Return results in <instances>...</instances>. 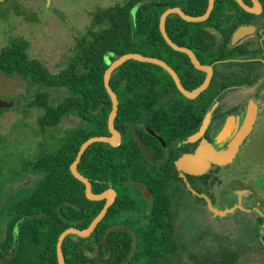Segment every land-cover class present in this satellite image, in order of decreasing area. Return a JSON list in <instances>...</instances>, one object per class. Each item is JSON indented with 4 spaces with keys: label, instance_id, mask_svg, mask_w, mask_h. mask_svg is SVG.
I'll list each match as a JSON object with an SVG mask.
<instances>
[{
    "label": "flooded vegetation",
    "instance_id": "1",
    "mask_svg": "<svg viewBox=\"0 0 264 264\" xmlns=\"http://www.w3.org/2000/svg\"><path fill=\"white\" fill-rule=\"evenodd\" d=\"M147 1L150 0H141V4ZM259 1L261 8H257L253 0H244L251 7L247 9L238 0H215L207 19L195 22L198 25H181L180 35H177L181 44H177L190 48L205 68L197 67L185 52L187 56H170V61H165L189 92L209 79L202 91L193 97L186 95L168 72L173 81L170 87L139 90V103L125 105V109H137L136 119H125L126 112L117 121V113L114 120L117 137L108 125L110 110L107 129L99 135L115 137L117 145L94 142L103 145H94L90 167L81 166L80 160L77 170L88 178L94 193L110 191L113 200L90 233L81 235L70 231L65 235L62 241L65 264H136L132 259L138 260V256L147 251L158 255L173 252L166 241H172L170 245L174 246L177 238H183L189 245L184 250L186 255L215 253L227 242L236 249L238 264H264V4ZM171 2L176 3L172 7H180L190 15L204 14L209 5L208 0L202 11L198 0ZM242 28L246 32L235 39L236 31ZM172 29L174 34L178 33V26ZM18 37H11L10 41ZM25 39L29 52L30 43ZM250 104L254 112L252 129L232 161L212 162L207 168L198 166L192 157L205 144L218 145L220 129L230 118L239 122ZM82 124L84 121L79 118L78 125L50 142L49 129L57 125L48 127L39 143L45 150L53 148L68 131ZM253 139L258 141V151L245 159L241 150ZM112 147L117 148V155L122 157L117 165L112 164ZM38 153L36 150L18 153L8 162L18 168L7 164L9 169L5 171L0 166V173L6 172L5 176L16 174L19 177L15 185L17 193L11 202L0 201L5 218V229L0 232V259L13 251L8 258L11 264H60V235L67 229H88L109 201L107 197H87L86 184L71 169L76 153L69 165L75 180L62 175L60 181L62 189L67 179L74 181L78 194L69 198L63 190L55 203L56 215L52 217L28 215L29 208L19 210L22 203L29 207L27 198L38 175L47 172L32 168ZM240 178L252 182L255 194L245 210L234 211L232 216L236 218L239 236L232 239L223 234L222 227L231 215L215 216L209 206L210 203L216 206L224 187L231 181L239 182ZM26 186L29 192L20 194ZM191 217L197 220L195 227L188 223ZM214 224L220 226L214 228ZM7 228L11 230V238H7ZM134 239L137 246L129 258ZM154 239L159 241L156 248L146 251L140 248L142 240ZM79 251L84 256L75 258ZM256 256L262 257L261 260Z\"/></svg>",
    "mask_w": 264,
    "mask_h": 264
},
{
    "label": "trees",
    "instance_id": "2",
    "mask_svg": "<svg viewBox=\"0 0 264 264\" xmlns=\"http://www.w3.org/2000/svg\"><path fill=\"white\" fill-rule=\"evenodd\" d=\"M171 1L173 0H150L141 4V0H128L123 4L97 8L91 13L92 24L76 38L68 64L57 72H51L39 58L29 54L28 41L25 38H14L1 48L0 71L9 76H21L29 83L39 86L32 101L33 105L43 109L37 119L39 133L44 134L46 128L57 125L63 117L70 114H75L84 121V124L68 131L53 148L45 150L40 147L38 155L33 159L32 168L34 171L47 170V172L38 175L27 198L30 202L29 207L22 203L19 210L29 208L26 213L28 215L52 217L56 215L55 203L63 190L69 198L78 194V190L73 186L74 181L70 179H67L62 189L60 176L63 175L65 178L69 176L75 180L69 171V165L81 143L107 129V118L112 101L105 87L104 72L109 61L127 52H139L166 61H170V56H187L167 43L159 27L163 11L176 4ZM198 1L204 11L208 0ZM261 1L264 4V0ZM135 7L137 9L133 11ZM183 24L198 25L181 19L176 14H170L166 19L169 36L179 44L181 42L177 35H180L179 29ZM174 26H178V33L174 34L172 29ZM171 83H173L171 75L160 65L133 59L124 62L110 78V84L119 100L117 121L121 120L126 112L128 116L125 119H136L137 109H125V105L139 103V90L170 87ZM41 87H63L68 92L60 102L53 104L50 94L40 90ZM94 145H103V143L97 142L87 148L82 155L81 166L90 167V152ZM117 152V148L112 147L113 165H117L122 159ZM78 183L83 186L82 182ZM85 199L89 200L86 197ZM8 228L7 238H11V230ZM158 242L155 239L142 240L140 248L145 251L150 250L156 248ZM166 242L168 248L173 247V252L158 255L147 251L138 256V260L134 257L132 262L136 264H238L239 262V255L231 243L225 242L223 248L215 253L196 255L192 252L191 255H186L184 250L189 245L183 238H177L174 246L170 245L172 241ZM83 256L79 251L75 258ZM1 264H11V260L7 259Z\"/></svg>",
    "mask_w": 264,
    "mask_h": 264
},
{
    "label": "rangeland",
    "instance_id": "3",
    "mask_svg": "<svg viewBox=\"0 0 264 264\" xmlns=\"http://www.w3.org/2000/svg\"><path fill=\"white\" fill-rule=\"evenodd\" d=\"M127 1L0 0V50L9 43L11 37L23 36L29 40V54L39 58L51 72H57L68 64L76 38L92 24L91 13L99 7H109ZM135 9L137 7L133 11ZM38 88L39 86L29 83L21 76H7L0 72V98L12 101V105L0 108V166L4 167L5 171L11 165L8 162L17 157L18 153L40 151L39 142L43 137L38 131L37 119L43 109L32 104ZM40 90L50 94L53 104L60 102L68 92L63 87H41ZM78 124L79 118L75 115L63 117L57 126L49 129V142ZM257 142L253 139L244 145L241 150L243 158L249 159L256 154ZM5 174L6 172L0 173V201L11 202L17 193L15 185L19 177L16 174L12 177ZM239 183L242 203L247 207L255 194V188L249 180L240 178ZM27 192L29 187L26 186L20 194ZM0 209V232L3 233L5 218L2 207ZM232 215L222 227L223 234L235 239V236L239 235L236 233V218ZM190 219L192 220L188 221L189 225L195 227L196 218ZM214 226L217 228L220 224ZM256 258L261 260L262 257Z\"/></svg>",
    "mask_w": 264,
    "mask_h": 264
},
{
    "label": "water",
    "instance_id": "4",
    "mask_svg": "<svg viewBox=\"0 0 264 264\" xmlns=\"http://www.w3.org/2000/svg\"><path fill=\"white\" fill-rule=\"evenodd\" d=\"M239 3L247 8L251 9L244 0H238ZM255 3V6L257 8H261L262 4L259 0H253ZM215 0H209V5L206 10V12L202 15H190L184 12L180 7H169L166 10L163 11V13L160 16V30L162 35L164 36L165 40L167 43L172 46L174 49L182 51L190 55L192 58L194 64L197 67H202L205 68L200 64L198 61L196 55L194 52L185 46L178 45L176 42L172 40V38L169 36L167 29H166V19L170 14H178L180 17L184 18L187 21H192V22H200L208 18L210 15L213 7H214ZM246 30L244 28L239 29L235 33V39L242 36ZM138 60L142 62H150L154 63L157 65H160L164 69H166L176 80L179 88L188 96L193 97L195 96L196 93H199L202 91L209 83V79H207L197 90L194 92H189L186 90L178 77V74L176 71L163 59L153 57V56H146L142 53L139 52H127L122 54L121 56L113 59L112 61H109V65L106 68L104 72V83L105 87L107 89L108 94L111 97L112 100V109L109 114V119H108V125L111 130V132L115 135V137L118 136V131L115 129L114 126V120L116 118V115L118 113L119 109V100L117 97V93L113 90L111 84H110V78L111 74L119 67L121 66L124 62L128 60ZM12 105V101L4 100L0 98V107H7ZM253 120H254V112H253V107L248 105L247 109L245 110L243 116L240 118L239 122H234V118H230L225 124L224 127L220 129L218 132V139L220 140V143L218 145H209L205 144L201 147L199 152L195 154L192 159L195 163L198 164V166H205L204 168H207V165H210V163L215 162L219 164H226L232 161L236 151L239 149L240 145L246 138V136L250 133L253 125ZM206 125V122H205ZM115 137L111 136H105V135H97V136H92L88 139H86L81 145L80 148L77 152V156L74 159V161L71 164V169L74 175L83 181L86 184V194L87 197L90 199H101L104 197H107L109 199L108 203L105 205V207L100 211V213L97 215V217L93 220L92 224L89 226L88 229H67L65 230L59 238L58 242V258L60 264H65L64 261V256H63V249H62V241L65 237V235L70 232V231H75L78 232L81 235H87L94 229L96 224L101 220V218L105 215L107 208L111 204L113 197L112 193L110 191L103 192V193H94L91 190V183L88 180L87 177H85L83 174H81L77 170V165L79 161L81 160L82 155L84 152L87 150V148L94 142L96 141H106L111 143L112 145H117V140ZM227 143V146L225 145ZM239 182L238 181H231L228 185H226L222 191V195L219 199V202L216 206H214L212 203H210V210L215 216H229L234 213L237 209L240 210H245L246 207L242 203V198H241V192L240 189L237 190V187L239 188ZM134 248L129 255V258L132 257L133 253L135 252V248L137 246V240L134 239ZM13 255V251H11L8 255L2 257L0 259V264L5 262L8 258H10Z\"/></svg>",
    "mask_w": 264,
    "mask_h": 264
}]
</instances>
